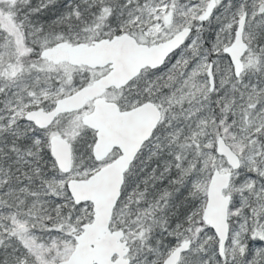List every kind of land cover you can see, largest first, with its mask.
Returning a JSON list of instances; mask_svg holds the SVG:
<instances>
[{
    "label": "snow or ice",
    "instance_id": "1",
    "mask_svg": "<svg viewBox=\"0 0 264 264\" xmlns=\"http://www.w3.org/2000/svg\"><path fill=\"white\" fill-rule=\"evenodd\" d=\"M0 264H264V0H0Z\"/></svg>",
    "mask_w": 264,
    "mask_h": 264
}]
</instances>
